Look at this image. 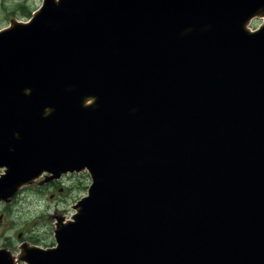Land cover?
<instances>
[{"label":"water","instance_id":"obj_1","mask_svg":"<svg viewBox=\"0 0 264 264\" xmlns=\"http://www.w3.org/2000/svg\"><path fill=\"white\" fill-rule=\"evenodd\" d=\"M54 1L0 31V199L92 184L28 261L264 264V0Z\"/></svg>","mask_w":264,"mask_h":264},{"label":"rangeland","instance_id":"obj_2","mask_svg":"<svg viewBox=\"0 0 264 264\" xmlns=\"http://www.w3.org/2000/svg\"><path fill=\"white\" fill-rule=\"evenodd\" d=\"M41 0H0V26L12 18L25 20ZM261 20L254 22L259 25ZM90 183L86 171L61 178L54 186L44 188L36 182L21 187L15 197L0 201V242L23 241L27 237L52 243L54 213L71 214V205L86 193Z\"/></svg>","mask_w":264,"mask_h":264},{"label":"flooded vegetation","instance_id":"obj_3","mask_svg":"<svg viewBox=\"0 0 264 264\" xmlns=\"http://www.w3.org/2000/svg\"><path fill=\"white\" fill-rule=\"evenodd\" d=\"M48 183H49V184H48L47 186H52V185L55 184V180H53V181H49Z\"/></svg>","mask_w":264,"mask_h":264}]
</instances>
